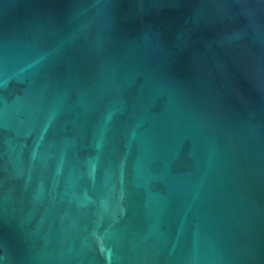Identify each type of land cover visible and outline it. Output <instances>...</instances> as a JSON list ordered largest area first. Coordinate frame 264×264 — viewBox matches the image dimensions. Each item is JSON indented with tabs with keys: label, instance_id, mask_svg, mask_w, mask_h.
Masks as SVG:
<instances>
[{
	"label": "water",
	"instance_id": "95a60500",
	"mask_svg": "<svg viewBox=\"0 0 264 264\" xmlns=\"http://www.w3.org/2000/svg\"><path fill=\"white\" fill-rule=\"evenodd\" d=\"M0 264H264V0H0Z\"/></svg>",
	"mask_w": 264,
	"mask_h": 264
}]
</instances>
